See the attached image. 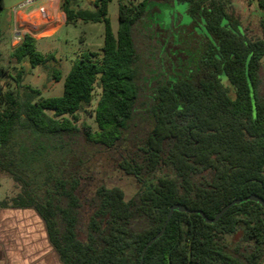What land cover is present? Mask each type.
<instances>
[{
    "label": "trees",
    "instance_id": "16d2710c",
    "mask_svg": "<svg viewBox=\"0 0 264 264\" xmlns=\"http://www.w3.org/2000/svg\"><path fill=\"white\" fill-rule=\"evenodd\" d=\"M80 1L60 0L65 24L103 23V46L74 59L60 96L44 98L22 84L24 62L34 68L53 58L30 35L11 53L20 65L15 76L0 67V172L18 187L0 207L34 209L62 264H139L171 205L212 219L233 200L264 199V0H257L254 38L230 0H117L116 34L110 0H94L91 8ZM153 3H185L189 22L156 28L148 16ZM138 35L148 44L145 58ZM6 77L14 89H3ZM96 88L94 129L78 124V115ZM97 151L116 154L140 183L129 200L104 185L78 196L82 169ZM238 228L242 235L232 244ZM262 260L264 209L247 201L214 224L174 212L142 264Z\"/></svg>",
    "mask_w": 264,
    "mask_h": 264
},
{
    "label": "rangeland",
    "instance_id": "374dc122",
    "mask_svg": "<svg viewBox=\"0 0 264 264\" xmlns=\"http://www.w3.org/2000/svg\"><path fill=\"white\" fill-rule=\"evenodd\" d=\"M16 1V0H15ZM138 2L140 0H131ZM234 16L240 21L241 27L248 37L254 38L260 35L258 16L259 8L257 0H230ZM93 3V2H92ZM92 3L86 0L79 2L80 8H91ZM160 9V10H159ZM186 4L176 3L173 7L162 6L153 3L150 14L152 24L156 28L164 25L174 24L186 25L189 22L186 14ZM2 10L0 11L1 14ZM107 17L114 34L118 27V1L110 0L108 4ZM54 33L46 37L36 39V49L44 56L52 55L53 58L43 65L34 68L24 62L25 74L22 84L27 85L40 92L41 97L60 96L63 90V79L68 73L74 59L88 52L101 53L103 46V23H91L76 21L72 24H63L58 21L54 24ZM10 26H6L4 34L0 38V67L5 68L8 74L15 76L20 65L11 57L15 46H11ZM136 47L143 58L148 50L145 39L139 35L136 37ZM8 81V83L6 82ZM225 87H229L228 82L222 78ZM15 84L8 77L3 80V89H14ZM100 94L98 88L95 89L93 100L85 113L78 115V124L85 122L92 128H96L93 110ZM99 185L106 187H118L124 193L125 200H129L139 189L140 183L131 175L126 174L119 166V159L116 154L110 151H97L86 161L82 169L81 181L78 189L80 198H87L92 190ZM18 192V187L4 173L0 172V197L9 200ZM242 235V228L229 236V241L233 244Z\"/></svg>",
    "mask_w": 264,
    "mask_h": 264
},
{
    "label": "crops",
    "instance_id": "0c3cea01",
    "mask_svg": "<svg viewBox=\"0 0 264 264\" xmlns=\"http://www.w3.org/2000/svg\"><path fill=\"white\" fill-rule=\"evenodd\" d=\"M26 1L4 0L0 31L2 36L6 26H10L11 46L13 33L20 26L32 31L36 40L54 33L58 21L65 24L60 0H40L19 9ZM47 17L51 18L48 23H39ZM0 264H62L49 242L43 220L34 209L0 207Z\"/></svg>",
    "mask_w": 264,
    "mask_h": 264
},
{
    "label": "water",
    "instance_id": "95a60500",
    "mask_svg": "<svg viewBox=\"0 0 264 264\" xmlns=\"http://www.w3.org/2000/svg\"><path fill=\"white\" fill-rule=\"evenodd\" d=\"M87 2L92 3L94 0H86ZM247 201H252L255 202L257 204H259L261 206L262 209H264V199H261L260 197L256 196V195H251L248 196L246 198L243 199H236L231 201L230 203L226 204L225 206H223V208L214 216V218L209 219L207 218L203 212L201 211H191L189 209H187L184 206L178 205V204H173L170 206L166 220L161 228V230L152 238L150 239L146 245L144 246L143 250H142V254H141V258H140V262L139 264L143 263V258L145 255V252L147 251V249L158 239L162 236V234L164 233L166 226L168 224V222L170 221L172 215L174 212H181V213H186V214H198L202 217L203 221L207 224H214L230 207H232L233 205H237L240 203H244Z\"/></svg>",
    "mask_w": 264,
    "mask_h": 264
},
{
    "label": "built area",
    "instance_id": "2783aa9c",
    "mask_svg": "<svg viewBox=\"0 0 264 264\" xmlns=\"http://www.w3.org/2000/svg\"><path fill=\"white\" fill-rule=\"evenodd\" d=\"M39 1L40 0H28L23 5H20L18 8L19 9L24 8L28 5L35 4L36 2H39ZM50 20H51V18L47 17V19H44L43 22H39V23H44V22L48 23V21H50ZM19 28L20 29L15 30L13 33V46H17L18 44H20L24 35H30L31 37L33 36L32 31L24 29L22 26H20ZM260 264H264V260H262Z\"/></svg>",
    "mask_w": 264,
    "mask_h": 264
}]
</instances>
